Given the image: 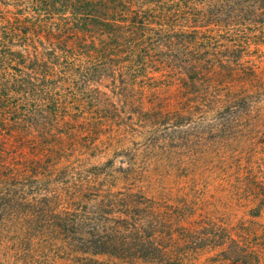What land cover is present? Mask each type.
I'll use <instances>...</instances> for the list:
<instances>
[{"label":"trees","instance_id":"trees-1","mask_svg":"<svg viewBox=\"0 0 264 264\" xmlns=\"http://www.w3.org/2000/svg\"><path fill=\"white\" fill-rule=\"evenodd\" d=\"M263 55L264 0H0V264H264L148 175L247 171Z\"/></svg>","mask_w":264,"mask_h":264},{"label":"rangeland","instance_id":"rangeland-1","mask_svg":"<svg viewBox=\"0 0 264 264\" xmlns=\"http://www.w3.org/2000/svg\"><path fill=\"white\" fill-rule=\"evenodd\" d=\"M262 59L264 60V55ZM261 67L260 77L264 83V64ZM258 89H264L263 84ZM259 112L260 113H256V115L259 114L264 116V106L262 108V112ZM261 124V133L259 134V137H245L243 138L241 146L248 148L249 151H251L250 155L253 154L249 164L255 168H251L248 163L247 171L238 167L230 168L228 172L226 188L223 191L220 190L218 180L216 179V174L213 170L205 171L203 176L200 177L193 173L194 169H189V171L186 170L183 176H179L177 171L174 172L173 175H166L163 172V176L161 178H157L156 174L152 175L150 172L148 174L149 178L154 179L155 184L159 186L163 192L167 193V197H165L167 199H171L169 204L176 205L178 203V198L184 197L180 195L185 193L186 197L191 201L195 212L199 211L200 215H204L202 214V211L205 213V211L209 209V211L212 213L214 221L225 223L231 226H237L241 233H243L246 228L254 227L256 223L259 226H264V210L260 217L253 216L252 214V210L256 205V201L253 198L254 193L252 192L254 189H249L246 187V185L240 183L247 182V179L252 181V177L255 176L260 177L259 181L264 185V119ZM116 138L118 137H115V139ZM102 139L104 142L101 145V149H107L105 151H108L109 143L111 140H114V137H100V140ZM122 139H124V137H120L117 142H113L112 147H122L120 142ZM233 144L235 146L237 145L238 147L240 146L236 140H233ZM231 150L234 151L233 148ZM250 155H247V157H250ZM254 161H257L259 166L256 164L254 165ZM141 170L143 173L149 172V168L145 166H143ZM239 177L243 178L244 180L239 181ZM142 183L143 182L139 183V185L142 186ZM231 184L234 186L230 187ZM146 189L147 191H152L150 188ZM261 234H264V227L260 229V235ZM261 241L262 240H260L258 243H261ZM261 245V251H264V245ZM215 254L216 250L203 252L197 257V263L206 264L207 260L211 257H214Z\"/></svg>","mask_w":264,"mask_h":264}]
</instances>
